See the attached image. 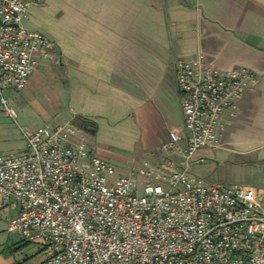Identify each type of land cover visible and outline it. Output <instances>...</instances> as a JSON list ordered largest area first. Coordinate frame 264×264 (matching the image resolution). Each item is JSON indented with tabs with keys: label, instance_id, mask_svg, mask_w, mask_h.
<instances>
[{
	"label": "built area",
	"instance_id": "1",
	"mask_svg": "<svg viewBox=\"0 0 264 264\" xmlns=\"http://www.w3.org/2000/svg\"><path fill=\"white\" fill-rule=\"evenodd\" d=\"M28 4L0 0V106L26 88L53 43L22 25ZM183 133L165 148L185 162L121 172L92 154L73 126L25 132L26 148L0 155V211L7 232L36 241L42 264H264V205L253 188L208 183L188 170L196 152L216 149L224 116L256 82L238 67L219 70L204 55L175 65ZM142 194L140 195V192Z\"/></svg>",
	"mask_w": 264,
	"mask_h": 264
},
{
	"label": "crops",
	"instance_id": "2",
	"mask_svg": "<svg viewBox=\"0 0 264 264\" xmlns=\"http://www.w3.org/2000/svg\"><path fill=\"white\" fill-rule=\"evenodd\" d=\"M50 2L63 14L64 30L49 33L55 46L39 69L46 74L52 64L62 67L55 90L66 92L69 117L61 121L51 116L48 108L55 103L45 95V124L73 126L78 131L74 142H83L101 158L117 160L119 155L97 138L102 125L135 117L133 112L147 103L172 119L177 62L202 54L219 70L247 68L256 82L238 100L236 111L224 116L219 147L213 150L230 147L232 138L245 147L239 153L261 172L245 187L253 188L264 205V0H43V5ZM25 90L30 94L29 87ZM178 95L182 116L179 91ZM75 117L94 123V133L74 125ZM169 131L181 135L183 151V118L178 129L172 126ZM169 140L170 135L162 138L163 151L153 154V162L164 161L166 153L176 154L166 150ZM177 155L182 161L175 163L182 166L185 159L182 153ZM205 159L194 156L188 170ZM12 215L0 211V224ZM44 260L39 245L28 263ZM0 264H9L1 253Z\"/></svg>",
	"mask_w": 264,
	"mask_h": 264
},
{
	"label": "rangeland",
	"instance_id": "3",
	"mask_svg": "<svg viewBox=\"0 0 264 264\" xmlns=\"http://www.w3.org/2000/svg\"><path fill=\"white\" fill-rule=\"evenodd\" d=\"M23 1L28 4L26 18L22 21L23 27L29 31L43 33L55 46L49 33L64 30L62 26L65 18L62 12L55 9L52 2L43 5V0ZM50 51L51 49L49 53ZM40 71L38 66L28 81L26 88H30V94L25 92L26 88L10 89L4 92L7 106L14 111V117L6 114L5 108L0 106V155L24 150L26 148L24 133L32 132L45 124L42 118V114L45 113L43 105L46 106L45 95L50 96L53 99L52 103H55L53 105L55 107L48 108L47 106L51 116H58L60 120L69 117L66 92L61 88L55 90L59 87L57 76L62 74V67L52 64L46 74ZM176 92L174 110H171L173 120L163 110L162 112L160 109H155L147 103L134 111L135 117L129 118L130 120L126 119L116 124L111 121L102 125L97 138L108 149L119 155L117 160L108 161L121 172H129L133 167L145 164H164L170 159L177 164L182 161L177 153L166 152L167 158L164 161L153 162L152 160L154 155L157 156L163 151L162 138L170 135V128L173 126L178 129L182 124V116L177 110L179 106L177 87ZM53 122L51 126L54 125ZM232 143L224 150L215 151L206 148L198 150L195 156H203L206 159L203 162L192 164L190 171L214 185L224 187L252 185L254 183L252 179L261 173L260 168L255 166V163L247 161L249 159L239 153L245 147L237 144V139L232 138ZM7 227L8 220L4 219V222L0 224L1 255L4 259H9V264H30L28 259L39 252V243L29 241L18 232L8 233Z\"/></svg>",
	"mask_w": 264,
	"mask_h": 264
},
{
	"label": "trees",
	"instance_id": "4",
	"mask_svg": "<svg viewBox=\"0 0 264 264\" xmlns=\"http://www.w3.org/2000/svg\"><path fill=\"white\" fill-rule=\"evenodd\" d=\"M73 124L81 128L82 130L94 133L95 124L87 121L86 119L82 117H75L73 120Z\"/></svg>",
	"mask_w": 264,
	"mask_h": 264
}]
</instances>
